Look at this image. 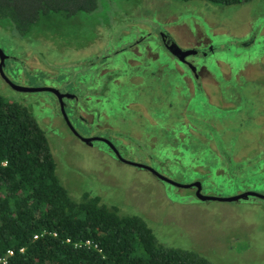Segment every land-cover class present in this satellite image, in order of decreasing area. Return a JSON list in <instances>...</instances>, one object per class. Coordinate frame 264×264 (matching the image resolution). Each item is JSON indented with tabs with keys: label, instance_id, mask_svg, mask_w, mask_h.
Masks as SVG:
<instances>
[{
	"label": "rangeland",
	"instance_id": "rangeland-1",
	"mask_svg": "<svg viewBox=\"0 0 264 264\" xmlns=\"http://www.w3.org/2000/svg\"><path fill=\"white\" fill-rule=\"evenodd\" d=\"M201 2L98 0L96 8L88 12L45 14L24 31H17L10 21L1 18L0 47L22 58L24 66L12 58L5 60L0 94L24 105L42 122L55 173L73 199L78 200L84 190L100 194L123 210L140 213L169 243L204 249L201 252L220 264H264V205L259 199L205 201L207 209L201 212L200 222L205 220L199 223L196 220L203 201L187 204L193 199L190 188L170 186L150 170L117 159L116 145L122 154L138 161L149 160L154 168L180 182L197 178L206 191H264L256 185L259 177L264 181V0ZM164 30L183 48L199 40L205 42L208 36L213 38L211 47L216 50L201 62L214 75L207 86L203 77L202 86L205 92L216 90L218 94L209 100L198 82L192 93H186L177 83L173 88L176 78L169 69L153 73L142 70L139 74L125 67L126 77L109 84L112 92L106 90L97 101L99 96L91 88L98 81L102 83L101 65L108 59L115 66L127 59L137 60L135 53L121 51L122 45L135 39L136 43H157ZM98 47L97 53L103 52L91 64L89 56L96 54L93 51ZM170 52L177 56L173 48ZM165 56L172 58L169 53ZM221 61L229 62L226 75ZM80 77L84 88L75 83ZM73 83L78 98L86 105L93 104L96 110L92 115L72 112L68 119L71 126L81 134L90 133L85 128L95 126L93 133L117 137L115 145L106 147L95 142L94 148L85 144L72 134L60 105L48 91H27L12 85H58L72 90ZM145 112L151 121L141 117ZM144 129L152 130L153 135L141 140ZM192 130L204 137L203 144L197 139L186 141ZM130 132L139 137H129ZM250 157L254 159L247 163L257 161L258 167L244 175L239 164ZM224 158L225 164L221 163ZM167 189L178 195L174 197ZM182 194L187 203H180Z\"/></svg>",
	"mask_w": 264,
	"mask_h": 264
},
{
	"label": "trees",
	"instance_id": "trees-1",
	"mask_svg": "<svg viewBox=\"0 0 264 264\" xmlns=\"http://www.w3.org/2000/svg\"><path fill=\"white\" fill-rule=\"evenodd\" d=\"M97 3L0 0V19L24 31L45 14L88 12ZM40 124L28 108L0 94V264H220L164 240L140 213H119L86 191L73 199L55 173Z\"/></svg>",
	"mask_w": 264,
	"mask_h": 264
},
{
	"label": "flooded vegetation",
	"instance_id": "flooded-vegetation-1",
	"mask_svg": "<svg viewBox=\"0 0 264 264\" xmlns=\"http://www.w3.org/2000/svg\"><path fill=\"white\" fill-rule=\"evenodd\" d=\"M240 2H243V1H240ZM201 3H206V2L202 1ZM209 3H211V2H209ZM236 3H239V2H236ZM229 4H231V3H229ZM241 35H244V34L242 33ZM159 38L160 39L157 40V43H152V41H150V40H148L146 43H136V41H138V39H135L131 43H126L125 45H122V48H120V50L122 51V50L126 49L125 51H123L124 53H128L129 51H131L130 53H135L137 55L136 56L137 60L132 61L131 59H127L128 62H124L123 64H120V65L116 64L119 66H115L108 59L105 63H103L101 65V68H102L101 73L104 72L103 76L101 77L103 79L102 83H101V81H98V82L92 84V88H91L92 90L94 89L96 91V93H94V94H97L99 96L97 101L101 100L100 97L103 95V93L106 90H110V92H112V89L109 88V84H112V82L114 80L118 79L119 77L125 76L123 74V70L125 67L131 68L132 70H137L139 72H136V73H139V74H141L140 71H142V70H146L148 73H153L154 71H158L160 69L163 71L164 68H165L164 70L167 72L169 69L170 71L173 72V76L176 78V82H174L173 88H177V84H178L179 87L181 86L182 88L185 89L186 93H192L193 91H195L194 90V84L196 82H198L199 87H201L203 89L204 93L207 95L209 100H212L213 96H216L218 94V92H216V90L205 92V89L202 86V78L203 77H204L203 83L205 86H207L209 84V78L211 77V75H214L213 73L209 72V70L206 68L207 65H205L203 62H201V60L205 61V59H207L216 50V48L211 47L212 46L211 42L213 40V38H211V36L206 37L208 40L205 42H202L199 40L197 42L189 43L188 45H186V48H183V46H181L177 42H175V40L173 39V37L171 36V34L167 30H164V32L161 31ZM248 41L250 42L251 40H248ZM134 45L138 46L141 49L138 50L137 48H134ZM152 46H155L156 48L154 49ZM100 48L101 47H98L96 50L93 51V53H96V54H93V55L91 54L89 56L90 57L88 59L89 63H91V64L94 63L101 56L103 49H102L101 54L97 53V50ZM171 48H173L176 51L177 56L170 52ZM0 50H1V53L3 55L2 61L0 62V73H1V68H2L5 60L8 58L14 59V61H16L17 65L20 63L22 66H24V62H23L22 58H20L21 60H19L18 56L17 57L11 56L10 54L4 52L1 47H0ZM164 51L171 54L172 58H169V60H168L167 57L165 56V55H167V53ZM104 55H105V53L103 54V57H104ZM133 59H136V58H133ZM219 64H220V66L225 65V67L222 69V73H223V75H226V73H227L226 72V69H227L226 65H229V62L228 61H221V62H219ZM207 67H209V66H207ZM5 79H7V81H9V78H7V76H5ZM80 79H81V77L78 80H76L75 83L78 84L79 88H81V87L84 88L83 87L84 83H79ZM11 81H14V80H11ZM75 83H73L71 85L72 90L68 89L66 87L61 88L58 85H49L47 87H50L51 89H47V88L46 89H29L27 91H31V90L45 91V92L48 91L51 95L50 98L51 99L55 98L57 106H58V104L60 105L59 110H60V112H62L61 115L64 118L65 122L69 125V127L72 131V134L77 139L84 142L85 144H87L89 146H93L95 142H101V145L105 144L106 147L108 144L109 145H115L114 142H115V140H118L117 137L113 136L111 139L110 137H104V135L102 136V134L100 135V134H97L96 132L93 133L92 130L95 128V126H90V127L85 128V129L89 130L90 133H88V134H81L80 132H78L77 130H75L71 126L68 119H69V116L72 112L79 113V111H81V112H86V113H89L90 115H92V112L96 110L95 106L93 104H87V105L84 104L82 102L81 97L78 98V96H77L78 94L73 92V90H75V88L77 87ZM67 84H68V82H67ZM12 85L16 86L14 84H12ZM75 91H77V90H75ZM230 96H232L233 98L235 97V95H230ZM225 99H226V97H224L221 101H224ZM126 110H129V109H126ZM130 110L133 111V109H130ZM141 117L151 121L146 112ZM40 123L42 124V122H40ZM146 125H149V124H146ZM66 127H67V125H66ZM176 131L178 132L179 129H177ZM151 134L153 135L152 130L144 129L142 131V136H141L142 138H140V139L143 140V138L148 137ZM48 136L49 137L50 136H56V138H59L55 134H48ZM129 137L137 138L139 136L136 135L135 132H130ZM129 137L127 139L130 140ZM180 138H182V137L180 136ZM194 139H197L198 142H200V144H203L202 140H204V137L197 135L192 130L191 133L186 137V141H193ZM119 141H121V140H119ZM121 144H125V143L121 142ZM116 147H117L120 155L117 153L119 157L117 158V157L113 156L114 159L117 158L118 161L128 163V164L134 165V166L139 167V168H144L148 171L150 170L155 177H157L162 182L164 181L166 184H168L170 186L179 187V186H183V184H186L185 186L190 188L192 191V194H193L192 203H187L185 201L184 194L181 195L183 201L180 203H187L189 205H192V204L197 205L199 202L203 201V203H201L199 205V214H198L196 222L203 223V221L205 220V218H203L202 222H200V215H201V212L206 211L207 208H206L205 201H208V200L213 199V200L232 201V200H237L240 198L252 197V198L259 199L262 202V204L264 205V191H258V190H254V189L237 190L234 192H228L226 190V193H223V191H220V190L206 191L203 189V185L201 184L200 181H198L197 178L196 179H194V178L193 179L192 178L187 179L186 178V180L184 182H180V181H178V178H173V177L169 176L168 174L164 173L162 169L154 168L152 163L151 164L148 163L149 160H144L142 158H139V160H141V161H138L135 158H131L125 154H122L120 152L119 147L117 145H116ZM94 148H96V147H94ZM101 149H102V147H101ZM106 151L112 153L111 151H109L107 149H106ZM123 153H124V151H123ZM230 157H231V155H230ZM151 159L153 160V158H151ZM251 159H254V158L250 157L247 160H245L243 163L239 164L240 167L243 169L242 173L244 175L251 174L252 173L251 168L256 169L258 167L257 161H250L249 163H247ZM256 159H259V157ZM225 162H226V159L224 158L221 163L225 164ZM262 170H263V168L259 169V172ZM91 172H97V170H91ZM243 174H238V175L240 177H243L242 176ZM186 177H187V175H186ZM262 180L263 179L261 177H259V181H258V183H256L257 187H264V181H262ZM195 182H198V184H195ZM167 190H169V194L173 195L174 197L178 195L176 192H174L171 189H167ZM84 191H86V190H84ZM250 191L255 192V193L257 192V194L249 193ZM86 192H89V191H86ZM242 192H247V193L245 196H238V194L242 193ZM89 193H91V192H89ZM91 194H94V193H91ZM260 194H262L263 196H260ZM96 195H99L101 200L103 202L107 203L108 205L109 204L115 205V203H110L109 201L105 200L100 194H96ZM120 209H121V207H118L119 213H128V214L137 213L133 209H131V210L121 209L122 211ZM228 243H229L228 239H225V244L227 245ZM228 247L233 248L230 245H228ZM186 248H188V247H186ZM189 249H192V248H189ZM192 250H195L197 252L205 251L204 249L203 250L192 249ZM207 252H209V251H207ZM238 264H243V263L238 262Z\"/></svg>",
	"mask_w": 264,
	"mask_h": 264
},
{
	"label": "water",
	"instance_id": "water-1",
	"mask_svg": "<svg viewBox=\"0 0 264 264\" xmlns=\"http://www.w3.org/2000/svg\"><path fill=\"white\" fill-rule=\"evenodd\" d=\"M2 58H3V55L1 53V50H0V62L2 61ZM18 86V88L22 89V90H29V89H51L50 87H47V86H37V87H25V86H19V85H16ZM55 90V89H54ZM56 91V90H55ZM195 184H198V182H195ZM186 184H183V186H185ZM247 192H242V193H239L238 196H245ZM249 193H253V194H257V192H249ZM260 196H263L262 194H260Z\"/></svg>",
	"mask_w": 264,
	"mask_h": 264
},
{
	"label": "built area",
	"instance_id": "built-area-1",
	"mask_svg": "<svg viewBox=\"0 0 264 264\" xmlns=\"http://www.w3.org/2000/svg\"><path fill=\"white\" fill-rule=\"evenodd\" d=\"M7 251H8V253H10L11 252V250L10 249H7ZM0 260L2 261V262H4L5 260H4V258H0Z\"/></svg>",
	"mask_w": 264,
	"mask_h": 264
}]
</instances>
